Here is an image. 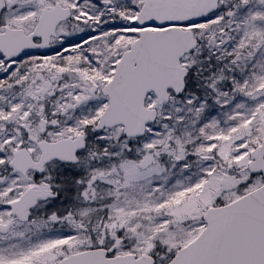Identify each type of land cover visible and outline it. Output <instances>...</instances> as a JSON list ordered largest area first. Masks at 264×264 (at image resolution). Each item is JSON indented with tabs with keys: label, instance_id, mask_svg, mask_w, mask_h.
<instances>
[{
	"label": "snow or ice",
	"instance_id": "6c2138e0",
	"mask_svg": "<svg viewBox=\"0 0 264 264\" xmlns=\"http://www.w3.org/2000/svg\"><path fill=\"white\" fill-rule=\"evenodd\" d=\"M0 264H264V0H0Z\"/></svg>",
	"mask_w": 264,
	"mask_h": 264
}]
</instances>
